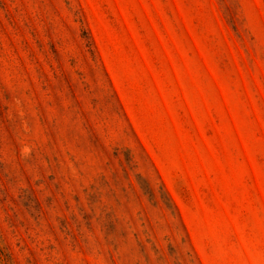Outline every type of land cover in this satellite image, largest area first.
<instances>
[{
  "label": "rangeland",
  "instance_id": "obj_1",
  "mask_svg": "<svg viewBox=\"0 0 264 264\" xmlns=\"http://www.w3.org/2000/svg\"><path fill=\"white\" fill-rule=\"evenodd\" d=\"M0 264H264V0H0Z\"/></svg>",
  "mask_w": 264,
  "mask_h": 264
}]
</instances>
